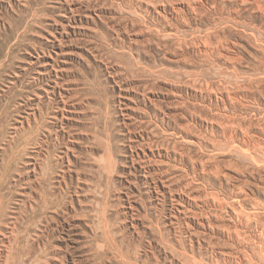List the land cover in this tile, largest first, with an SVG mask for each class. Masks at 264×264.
<instances>
[{"label": "rangeland", "instance_id": "obj_1", "mask_svg": "<svg viewBox=\"0 0 264 264\" xmlns=\"http://www.w3.org/2000/svg\"><path fill=\"white\" fill-rule=\"evenodd\" d=\"M0 264H264V0H0Z\"/></svg>", "mask_w": 264, "mask_h": 264}, {"label": "bare ground", "instance_id": "obj_2", "mask_svg": "<svg viewBox=\"0 0 264 264\" xmlns=\"http://www.w3.org/2000/svg\"><path fill=\"white\" fill-rule=\"evenodd\" d=\"M9 46H10V45H9ZM24 159H25V158H24ZM33 159H34V158H33ZM15 162H16V161H15ZM33 164H34V163H33ZM18 166H19V165H18ZM19 169H20V168H19ZM23 171H24V170H23ZM15 175H16V174H15ZM17 177H18V176H17ZM27 177H28V176H27ZM9 182H10V181H9ZM3 186H4V185H3ZM3 186H2V187H3Z\"/></svg>", "mask_w": 264, "mask_h": 264}]
</instances>
